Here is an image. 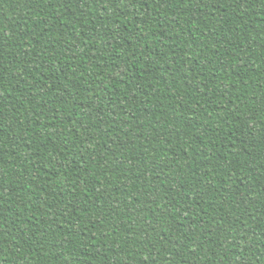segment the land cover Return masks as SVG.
I'll use <instances>...</instances> for the list:
<instances>
[{
    "label": "trees",
    "instance_id": "16d2710c",
    "mask_svg": "<svg viewBox=\"0 0 264 264\" xmlns=\"http://www.w3.org/2000/svg\"><path fill=\"white\" fill-rule=\"evenodd\" d=\"M0 264H264V0H0Z\"/></svg>",
    "mask_w": 264,
    "mask_h": 264
}]
</instances>
